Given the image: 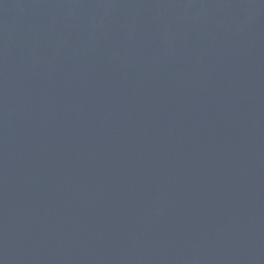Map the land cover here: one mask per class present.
I'll list each match as a JSON object with an SVG mask.
<instances>
[{
	"label": "water",
	"instance_id": "95a60500",
	"mask_svg": "<svg viewBox=\"0 0 264 264\" xmlns=\"http://www.w3.org/2000/svg\"><path fill=\"white\" fill-rule=\"evenodd\" d=\"M0 264H264V0H0Z\"/></svg>",
	"mask_w": 264,
	"mask_h": 264
}]
</instances>
